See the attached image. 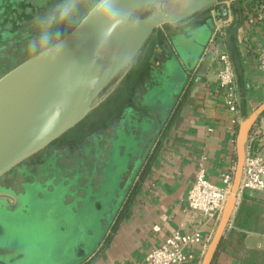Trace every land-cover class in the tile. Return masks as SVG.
Here are the masks:
<instances>
[{
  "label": "crops",
  "instance_id": "obj_1",
  "mask_svg": "<svg viewBox=\"0 0 264 264\" xmlns=\"http://www.w3.org/2000/svg\"><path fill=\"white\" fill-rule=\"evenodd\" d=\"M240 1L230 3L226 13L222 10L231 22L225 37L214 42V48L228 53L233 63L239 121L264 101V72L257 69V52L264 47V32L259 25L248 26L241 15ZM167 43L172 50L168 40ZM215 67L211 54L198 60L190 74V88L187 91L183 84L180 89L186 94L180 114L172 119L168 131L151 143L148 159L140 165L142 170L150 161L145 179L134 189L137 179L133 195L131 191L118 203L90 252H84L83 242L74 244V252L80 254L74 264H147V252L175 230H198L211 239L217 223L188 211L186 192L199 165L204 167L208 180L217 185L223 174L235 168L238 125L232 123L233 115L223 104ZM194 88L197 92L186 109V100ZM121 99L120 96L117 102ZM253 128L259 131L256 148L264 153V112ZM96 217L100 224L99 212ZM229 222L231 228L227 226L212 264H264V193L244 191L237 198ZM187 251L197 253L198 247ZM201 258L195 256L184 264H199Z\"/></svg>",
  "mask_w": 264,
  "mask_h": 264
},
{
  "label": "water",
  "instance_id": "obj_2",
  "mask_svg": "<svg viewBox=\"0 0 264 264\" xmlns=\"http://www.w3.org/2000/svg\"><path fill=\"white\" fill-rule=\"evenodd\" d=\"M229 0H116L122 10L121 23L110 37L102 35L107 26L95 15L83 25L76 24L61 39L62 51L27 58L0 77V177L45 148L80 123L103 103L131 69L153 31L162 24L173 29L183 25L206 6ZM224 8V6H222ZM209 24L207 42L196 60L186 68L188 76L197 66L206 47L212 23L203 21L190 31L201 32ZM191 80V79H190ZM184 82H181L180 86ZM197 88L186 100L191 105ZM264 112V101L238 123L235 135V168L212 237L199 264H212L237 203L245 144L254 123ZM27 187H25L26 190ZM27 191L0 192V215L23 217L14 205L27 198ZM11 201V202H10ZM8 218V219H9ZM15 220V221H16ZM0 221V262L22 264L19 236H3ZM18 238V239H17ZM20 242V240H19Z\"/></svg>",
  "mask_w": 264,
  "mask_h": 264
},
{
  "label": "flooded vegetation",
  "instance_id": "obj_3",
  "mask_svg": "<svg viewBox=\"0 0 264 264\" xmlns=\"http://www.w3.org/2000/svg\"><path fill=\"white\" fill-rule=\"evenodd\" d=\"M62 2L67 0H59V3ZM53 5L55 0H0V77L33 56L28 51V45L38 40L41 27H38L37 22L43 19L48 11H53L50 9ZM87 7L86 1L78 4V15H83ZM207 19H210L209 13L199 16L195 14L175 29L164 24V31L168 37L165 34L155 36L158 44L151 45L139 62L138 59L156 31L154 30L131 69L113 91V93L119 89L123 91L121 102L114 103L112 109L105 108L104 110H107L98 117L99 120L108 116V125L103 128L101 122L90 126L78 123L45 148L1 176L0 192L14 191L16 194H23L28 180L32 179L33 175L42 179L40 174L42 167L47 164L52 165L55 160L54 166L61 173L62 178L67 179L68 176L77 174L76 179L79 180L74 188L77 196H83L85 187L92 189L88 202L92 210L100 213V224L104 226L107 218L116 210L118 203L131 193L141 172L140 165L148 159L151 143L168 131L172 119L180 114L179 107L185 101L186 94L182 92L183 90H177L179 92L174 93L176 96L173 99L175 89L169 95L171 102L174 100L171 106L160 107L158 103L161 101H156L158 99L150 100V103L146 99L148 92L159 86L162 78L166 77V65L175 57V52L171 50L167 40L172 45L173 38L189 35L193 28ZM75 25L76 23L65 21L54 25L53 32L59 31L63 37ZM30 26L33 29L31 33L27 30ZM177 62L186 74L185 67L179 60ZM114 118L120 119L118 125L112 123ZM144 119L148 125L146 128L141 126ZM119 130L133 135V140L143 138L142 144L134 145V151L127 153L126 157L124 146L119 147L118 153L124 156V164L122 167L109 166L107 162L110 155L109 149ZM63 152L68 154L63 157ZM107 167L108 171H106ZM110 170L113 174H110ZM50 172L51 168H48L45 173L50 174ZM95 194L100 197L94 198ZM23 205L24 203L20 200L14 208L21 209Z\"/></svg>",
  "mask_w": 264,
  "mask_h": 264
},
{
  "label": "rangeland",
  "instance_id": "obj_4",
  "mask_svg": "<svg viewBox=\"0 0 264 264\" xmlns=\"http://www.w3.org/2000/svg\"><path fill=\"white\" fill-rule=\"evenodd\" d=\"M85 1L88 3V0H83V2ZM57 4H59V0H55V5L50 7V9L54 10ZM210 8L211 5L206 6L197 12L196 15H207ZM49 13L51 11H48L46 15ZM40 21L37 22L38 27H41ZM208 29H210L209 24L201 32L176 36L171 40L175 57L166 65V77L162 78L160 85L148 92L146 99L149 103L156 98L158 99L156 101H161V103H158L160 107L172 105L174 100L171 102L170 92L175 89L176 91L173 92V95L174 93L178 94L181 88V82L185 81V73L179 67L177 60L182 63L186 70V67L193 60H196L204 44H206ZM27 30L30 33L33 32L32 26ZM155 30V33L143 50L142 56L138 59L139 62H141L148 49L151 48V45L157 42V37L155 36H163L165 34L168 37L164 31V24ZM188 80L189 82L186 84L187 91L191 86L192 79L190 80L189 77ZM122 94L123 91L120 89L114 92L100 107L90 112L80 124L90 126L94 123L101 122V127H106L109 122L108 116L100 118L99 120L98 117L108 108L113 107V104L117 103L120 96L123 97ZM175 96H173V99ZM105 108L107 109L104 110ZM112 120V123H117V125L120 123L119 118ZM141 124L142 128L148 126L145 119ZM132 137L133 135H129L125 131H117L115 139L112 140L109 149L110 155L107 160L108 164H110L109 166L119 165L122 167L124 164L125 158L118 153L119 147L124 146L126 157L127 153L134 151V145L142 144L141 141L143 138L133 140ZM67 154V152H63L62 156L64 157ZM53 162L52 165L47 164L42 167L40 173L42 179L33 175L31 177L32 179L28 180L26 186V190L28 189L27 198L23 207L20 209V212L24 213L23 217L16 220L18 217L6 218L0 215V221L3 225V239L10 235L17 237L16 234H18L19 236L20 242L18 240L17 248L23 256L22 259H24L21 262L22 264H74L80 255L74 252V244L76 242H83L84 252H90L99 240L102 231V224L97 223V212L92 210L88 202L93 192L92 189L85 187L83 196H77V191L74 189L75 183L79 180L76 179L77 174L70 175L67 179H64ZM48 168H51L50 174L45 173ZM108 170L109 168L107 167L106 171ZM110 174H113L112 170H110ZM93 196L94 198L100 197L96 194ZM46 257L47 262L43 263Z\"/></svg>",
  "mask_w": 264,
  "mask_h": 264
},
{
  "label": "built area",
  "instance_id": "obj_5",
  "mask_svg": "<svg viewBox=\"0 0 264 264\" xmlns=\"http://www.w3.org/2000/svg\"><path fill=\"white\" fill-rule=\"evenodd\" d=\"M237 0L219 1L211 5L209 17L212 23L209 41L201 57L211 54L215 67V81L222 92L223 104L233 115L232 123L238 125V94L236 75L232 60L228 53L214 48V42L226 35V28L231 18L226 13L230 3ZM224 6V8H222ZM241 15L248 26L259 25L264 32V0H241ZM225 9V13L222 10ZM201 59V58H200ZM257 69L264 72V47L257 52ZM258 130L251 128L246 144L240 184L239 197L244 191L264 193V153L256 148L255 140ZM233 171L223 174L221 184L217 185L205 175V169L199 165L194 178L186 192V209L201 214L206 220L217 223L225 200L229 194ZM231 228V223H228ZM210 238H205L198 230L171 232L157 247L150 249L145 260L147 264H184L195 256L202 257ZM198 247L197 253L188 252L189 247Z\"/></svg>",
  "mask_w": 264,
  "mask_h": 264
},
{
  "label": "clouds",
  "instance_id": "obj_6",
  "mask_svg": "<svg viewBox=\"0 0 264 264\" xmlns=\"http://www.w3.org/2000/svg\"><path fill=\"white\" fill-rule=\"evenodd\" d=\"M82 2L83 0H67L57 4L55 9L40 21L38 40L28 45L29 53L33 55L39 53L40 57H44L53 50L57 53L62 51L64 47L62 34L59 31L53 32V26L65 21L83 25L93 15L105 22L107 26L103 29L102 35L110 37L121 23L122 17V10L116 6V0H88L87 9L83 15H78V4Z\"/></svg>",
  "mask_w": 264,
  "mask_h": 264
},
{
  "label": "trees",
  "instance_id": "obj_7",
  "mask_svg": "<svg viewBox=\"0 0 264 264\" xmlns=\"http://www.w3.org/2000/svg\"><path fill=\"white\" fill-rule=\"evenodd\" d=\"M150 165H151L150 161H148V162H146L144 164L143 169L141 170V172H140V174L138 176V183H137V185H135L134 189H136L139 186L140 182H143V180L145 179V177H146V175H147V173H148V171L150 169ZM131 195H133V191H132Z\"/></svg>",
  "mask_w": 264,
  "mask_h": 264
}]
</instances>
